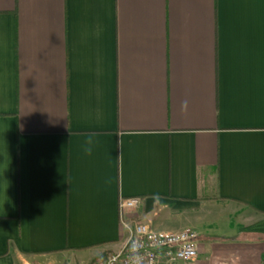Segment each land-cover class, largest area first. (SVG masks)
Instances as JSON below:
<instances>
[{"label":"crops","instance_id":"obj_1","mask_svg":"<svg viewBox=\"0 0 264 264\" xmlns=\"http://www.w3.org/2000/svg\"><path fill=\"white\" fill-rule=\"evenodd\" d=\"M132 197L264 264V0H0V264L121 251Z\"/></svg>","mask_w":264,"mask_h":264},{"label":"built area","instance_id":"obj_2","mask_svg":"<svg viewBox=\"0 0 264 264\" xmlns=\"http://www.w3.org/2000/svg\"><path fill=\"white\" fill-rule=\"evenodd\" d=\"M139 197L121 201L122 224L128 230L124 248L99 257L91 264H198V233L191 228L170 232L134 219Z\"/></svg>","mask_w":264,"mask_h":264},{"label":"clouds","instance_id":"obj_3","mask_svg":"<svg viewBox=\"0 0 264 264\" xmlns=\"http://www.w3.org/2000/svg\"><path fill=\"white\" fill-rule=\"evenodd\" d=\"M94 135H95L94 133H90V134H88V137H87V139H86V141H85L84 151H85V153L88 154V155H91V153H92L91 145H92V143H93V136H94Z\"/></svg>","mask_w":264,"mask_h":264}]
</instances>
